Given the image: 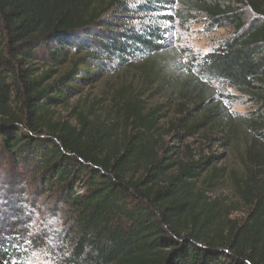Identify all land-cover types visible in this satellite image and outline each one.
<instances>
[{
    "label": "trees",
    "instance_id": "16d2710c",
    "mask_svg": "<svg viewBox=\"0 0 264 264\" xmlns=\"http://www.w3.org/2000/svg\"><path fill=\"white\" fill-rule=\"evenodd\" d=\"M165 3L0 0V264H264V0ZM200 17L232 34L204 56L169 47L167 25ZM100 63L138 78L105 107L83 97ZM219 87L256 111L232 126ZM148 90L168 103L148 106ZM239 129L253 136L239 168L184 146L229 147ZM223 181L234 201L205 192Z\"/></svg>",
    "mask_w": 264,
    "mask_h": 264
},
{
    "label": "rangeland",
    "instance_id": "374dc122",
    "mask_svg": "<svg viewBox=\"0 0 264 264\" xmlns=\"http://www.w3.org/2000/svg\"><path fill=\"white\" fill-rule=\"evenodd\" d=\"M156 1L159 0H132V4L142 5L143 3L148 4ZM164 6H170L168 0H166ZM166 11L167 12H164V14L167 13L169 17H173L174 9ZM158 16L159 15L155 14L147 15L146 19L143 20V23L153 24V21L159 22L160 19ZM167 22L169 24V21ZM167 26L168 32L165 36L166 43H169V47H171L172 49L173 47H176V49H184L188 52H193L197 56H204L210 52H213L221 42L226 40L232 34V29L225 27L213 28L209 26L205 22V19L203 17L189 22L184 26L180 25L178 22L174 24L170 23ZM38 64L41 65L42 63L38 62ZM101 65V63L100 65H98L99 67H101L100 69H102V71H100L101 74L98 76V79L95 78V80H92L90 84H87L83 87V97L88 98V101L90 103L94 102L96 98H100L104 101V105L102 107H105L108 96H110L109 94L113 89H115L116 87H121L126 83L138 85V78L137 74L131 70L127 71L125 69L116 72L115 69H113L112 65H107L108 69L107 71H105V69H103ZM57 71L60 70L57 69ZM170 92H162L161 94L154 95L151 90H148L146 93L150 94L151 96L148 99L147 95L148 106H156L168 103V96ZM219 92L220 96L225 99L224 104L226 108H228L229 114L233 116V120L236 121H233L232 126H237L239 124V119L248 118L256 111L255 107H253L252 103L247 98L241 96L233 89L219 87ZM176 98L177 99L174 98V102L171 103L169 107L167 106V112H164L162 114V123L165 125L175 117V105L178 102V97ZM75 102L76 100L73 101L72 105L75 104ZM98 110L101 111L100 109ZM62 113L64 115L68 114L65 109L62 110ZM252 137L253 136L248 134L245 130L239 129V136L237 141L234 140L235 143L231 144L228 147L225 146V142L218 141L217 139H215L216 141L208 142L206 141V135L202 136L200 134L187 137L188 139L184 137V140H186L184 146L185 144H189L193 150H196L198 154L201 153L203 156H216V162L214 163V167L216 168H239V165L241 164L240 156L246 146H249L251 144ZM169 141L176 147H182L181 143H179V140L177 139L171 138ZM7 173H9V170L7 169V162L4 160H0V187H4L7 185V181H5V179L7 178ZM29 181L30 180L28 179L26 180V185L29 184ZM31 190L33 191L34 187H32L31 189L28 187V191L31 192ZM205 192L211 198H221L227 201H234L236 199L235 194L227 181H223L220 184H217L215 188H206ZM39 202L41 203L42 201L40 200ZM235 216L236 218H245L246 214L244 210H242V212H240L238 215L236 214ZM37 218L39 219L38 216ZM45 229H50V232L55 231L54 227L49 228L48 226H45ZM28 264L58 263L56 261L54 262L53 260H50V256L48 254H45L43 252H35L32 260L28 262Z\"/></svg>",
    "mask_w": 264,
    "mask_h": 264
}]
</instances>
